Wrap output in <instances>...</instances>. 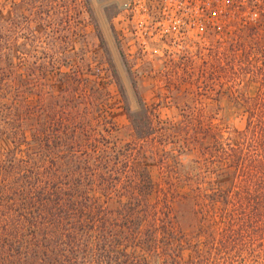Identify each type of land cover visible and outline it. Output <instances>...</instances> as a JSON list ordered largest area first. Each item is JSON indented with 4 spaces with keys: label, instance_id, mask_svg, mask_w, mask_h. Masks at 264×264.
Masks as SVG:
<instances>
[{
    "label": "trees",
    "instance_id": "16d2710c",
    "mask_svg": "<svg viewBox=\"0 0 264 264\" xmlns=\"http://www.w3.org/2000/svg\"><path fill=\"white\" fill-rule=\"evenodd\" d=\"M79 14L31 29L0 10V264H264V84L232 137L195 109L155 120L137 98L122 140L107 80L81 73Z\"/></svg>",
    "mask_w": 264,
    "mask_h": 264
},
{
    "label": "rangeland",
    "instance_id": "374dc122",
    "mask_svg": "<svg viewBox=\"0 0 264 264\" xmlns=\"http://www.w3.org/2000/svg\"><path fill=\"white\" fill-rule=\"evenodd\" d=\"M0 4L2 12L16 10L19 28L26 16L28 26L38 29L39 13L47 12L53 20L54 14L77 15L79 11L80 37L72 38L73 46L80 49L81 73L107 80L110 116L117 126L115 134L122 140L131 132L128 116L137 119L143 112L137 98L151 110L155 120L175 126L180 110L195 109L219 125L223 136L232 137L243 127L244 108L252 106L247 101L264 84L260 82L264 78V15L253 25L210 34L167 55L146 58L126 46V37L113 22L116 6L111 0H2ZM71 26L78 28L79 24ZM243 96L248 98L246 102ZM6 145L0 138V150ZM153 149L157 154L175 153L173 144L167 142L155 144ZM192 156L194 151H184L175 157L185 164ZM151 165L155 177L158 169Z\"/></svg>",
    "mask_w": 264,
    "mask_h": 264
},
{
    "label": "built area",
    "instance_id": "2783aa9c",
    "mask_svg": "<svg viewBox=\"0 0 264 264\" xmlns=\"http://www.w3.org/2000/svg\"><path fill=\"white\" fill-rule=\"evenodd\" d=\"M113 22L128 48L146 58L167 55L193 40L257 23L264 0H111Z\"/></svg>",
    "mask_w": 264,
    "mask_h": 264
}]
</instances>
